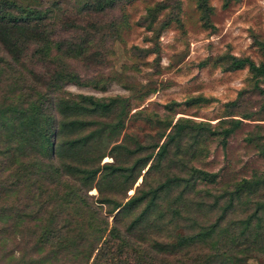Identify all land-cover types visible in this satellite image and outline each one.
I'll return each instance as SVG.
<instances>
[{
  "label": "trees",
  "instance_id": "trees-1",
  "mask_svg": "<svg viewBox=\"0 0 264 264\" xmlns=\"http://www.w3.org/2000/svg\"><path fill=\"white\" fill-rule=\"evenodd\" d=\"M123 1L87 0L72 12L58 0H0V264H250L263 258L264 241L250 240L264 234V173L224 191L196 188V178L215 183L217 175L193 166L195 179L173 168L164 181L149 180L150 170L165 171L163 160L184 127L168 135L136 186L145 166L138 147L127 158L135 161L122 164H100L85 151L93 137L84 133V118L104 102L61 92L67 82L94 78H85V67L104 62L90 42L106 29L97 17ZM196 1L208 24V0ZM116 28L108 29L116 35ZM227 59L226 69L248 67L264 77V63ZM231 123L221 132L224 142L239 121ZM241 207L246 215H238Z\"/></svg>",
  "mask_w": 264,
  "mask_h": 264
},
{
  "label": "rangeland",
  "instance_id": "rangeland-1",
  "mask_svg": "<svg viewBox=\"0 0 264 264\" xmlns=\"http://www.w3.org/2000/svg\"><path fill=\"white\" fill-rule=\"evenodd\" d=\"M58 1L72 12L87 7V0ZM208 4L207 24L196 0H124L114 13L97 17L106 29L90 42L104 62L85 67L89 73L85 78H94L63 86L65 97L93 96L104 102L84 118V133L93 137L85 151L101 158L100 164L133 163L136 157L127 158L138 147L137 156L145 166L135 186L157 162L160 145L178 127H184V137L172 144L171 154L163 160L165 171L150 170L149 180L164 181L173 168L180 177L195 179L193 166L217 175L215 183L196 178V188L224 191L243 178L264 173V77L248 67L226 69L227 54L264 63V0H208ZM113 23L116 35L108 29ZM204 61L206 65L201 64ZM233 119L238 126L224 142L221 132L232 127ZM256 205L253 201L248 210ZM248 210L241 207L238 215ZM262 241L264 234L250 240ZM250 264H264V257Z\"/></svg>",
  "mask_w": 264,
  "mask_h": 264
},
{
  "label": "bare ground",
  "instance_id": "bare-ground-1",
  "mask_svg": "<svg viewBox=\"0 0 264 264\" xmlns=\"http://www.w3.org/2000/svg\"><path fill=\"white\" fill-rule=\"evenodd\" d=\"M95 193V192H94Z\"/></svg>",
  "mask_w": 264,
  "mask_h": 264
}]
</instances>
